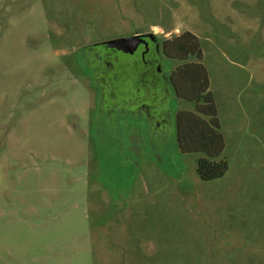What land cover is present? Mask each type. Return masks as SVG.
I'll return each mask as SVG.
<instances>
[{
  "label": "rangeland",
  "instance_id": "374dc122",
  "mask_svg": "<svg viewBox=\"0 0 264 264\" xmlns=\"http://www.w3.org/2000/svg\"><path fill=\"white\" fill-rule=\"evenodd\" d=\"M199 37L226 175L182 153ZM146 37L122 53L111 41ZM140 48V47H139ZM0 264H264V0H0Z\"/></svg>",
  "mask_w": 264,
  "mask_h": 264
},
{
  "label": "trees",
  "instance_id": "16d2710c",
  "mask_svg": "<svg viewBox=\"0 0 264 264\" xmlns=\"http://www.w3.org/2000/svg\"><path fill=\"white\" fill-rule=\"evenodd\" d=\"M162 54L179 64L170 73L169 81L177 98L195 104V110L176 114V139L182 153H198L197 174L202 181H213L226 175L229 165L221 158L226 139L213 93L209 74L203 64L199 37L190 31L165 38Z\"/></svg>",
  "mask_w": 264,
  "mask_h": 264
},
{
  "label": "water",
  "instance_id": "95a60500",
  "mask_svg": "<svg viewBox=\"0 0 264 264\" xmlns=\"http://www.w3.org/2000/svg\"><path fill=\"white\" fill-rule=\"evenodd\" d=\"M148 44L149 42L146 37H129L111 41L107 44V46L112 50L129 53L136 51L141 45L148 47Z\"/></svg>",
  "mask_w": 264,
  "mask_h": 264
},
{
  "label": "flooded vegetation",
  "instance_id": "af4514ba",
  "mask_svg": "<svg viewBox=\"0 0 264 264\" xmlns=\"http://www.w3.org/2000/svg\"><path fill=\"white\" fill-rule=\"evenodd\" d=\"M152 47L151 43L148 44V49L150 50ZM140 50H143L144 49V45H141L140 48H138Z\"/></svg>",
  "mask_w": 264,
  "mask_h": 264
}]
</instances>
